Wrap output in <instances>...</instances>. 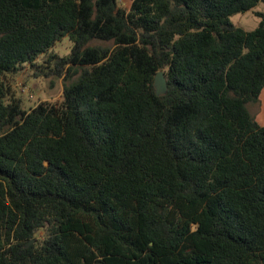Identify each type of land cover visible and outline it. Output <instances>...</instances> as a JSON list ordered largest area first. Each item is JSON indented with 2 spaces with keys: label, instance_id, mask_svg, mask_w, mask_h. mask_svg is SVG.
I'll use <instances>...</instances> for the list:
<instances>
[{
  "label": "trees",
  "instance_id": "16d2710c",
  "mask_svg": "<svg viewBox=\"0 0 264 264\" xmlns=\"http://www.w3.org/2000/svg\"><path fill=\"white\" fill-rule=\"evenodd\" d=\"M260 1L0 0V264H264Z\"/></svg>",
  "mask_w": 264,
  "mask_h": 264
},
{
  "label": "rangeland",
  "instance_id": "374dc122",
  "mask_svg": "<svg viewBox=\"0 0 264 264\" xmlns=\"http://www.w3.org/2000/svg\"><path fill=\"white\" fill-rule=\"evenodd\" d=\"M119 3L125 8L131 7L132 0H119ZM257 12H264V2L260 1L253 8L231 16L232 22L244 29L251 30L257 27L260 17ZM92 44L112 45L111 41L93 40ZM72 41L69 36H64L61 40L52 46L48 53L37 59L41 63L49 54L64 56L70 53ZM74 76V78H76ZM11 82L17 97H21L24 107L29 109L39 101H60L62 99L63 87L66 80L63 77L35 75L34 69L26 63L17 74L11 76ZM70 79L67 80V83ZM259 104H250V110L253 113L258 111Z\"/></svg>",
  "mask_w": 264,
  "mask_h": 264
},
{
  "label": "water",
  "instance_id": "95a60500",
  "mask_svg": "<svg viewBox=\"0 0 264 264\" xmlns=\"http://www.w3.org/2000/svg\"><path fill=\"white\" fill-rule=\"evenodd\" d=\"M154 87L157 95H163L167 93L168 83L163 71H158L154 77ZM28 242L26 245H29Z\"/></svg>",
  "mask_w": 264,
  "mask_h": 264
},
{
  "label": "crops",
  "instance_id": "0c3cea01",
  "mask_svg": "<svg viewBox=\"0 0 264 264\" xmlns=\"http://www.w3.org/2000/svg\"><path fill=\"white\" fill-rule=\"evenodd\" d=\"M262 104L259 106L256 112V118L260 124H264V89L261 93Z\"/></svg>",
  "mask_w": 264,
  "mask_h": 264
}]
</instances>
